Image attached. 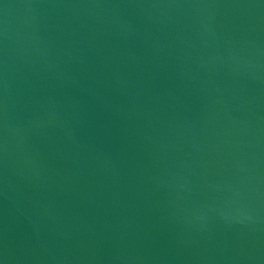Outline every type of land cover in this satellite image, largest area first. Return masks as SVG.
<instances>
[{"label":"water","instance_id":"1","mask_svg":"<svg viewBox=\"0 0 264 264\" xmlns=\"http://www.w3.org/2000/svg\"><path fill=\"white\" fill-rule=\"evenodd\" d=\"M0 264H264V0H0Z\"/></svg>","mask_w":264,"mask_h":264}]
</instances>
